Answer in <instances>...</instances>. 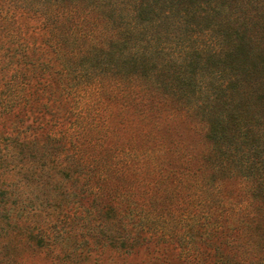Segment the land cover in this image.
Instances as JSON below:
<instances>
[{"label":"trees","instance_id":"1","mask_svg":"<svg viewBox=\"0 0 264 264\" xmlns=\"http://www.w3.org/2000/svg\"><path fill=\"white\" fill-rule=\"evenodd\" d=\"M176 262L264 264V0H0V264Z\"/></svg>","mask_w":264,"mask_h":264},{"label":"rangeland","instance_id":"2","mask_svg":"<svg viewBox=\"0 0 264 264\" xmlns=\"http://www.w3.org/2000/svg\"><path fill=\"white\" fill-rule=\"evenodd\" d=\"M151 248L148 250V252L155 254V251L157 250L156 247L150 246ZM162 250H160V255L162 257L170 258L172 260H177V257L179 256V250L175 248V246H168V247H160ZM159 252V251H158ZM175 264H182L181 262H176Z\"/></svg>","mask_w":264,"mask_h":264}]
</instances>
